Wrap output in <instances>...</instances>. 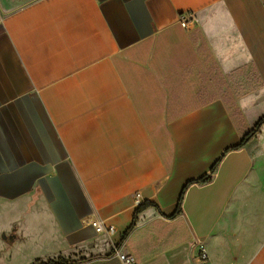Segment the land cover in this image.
<instances>
[{"label": "crops", "instance_id": "0c3cea01", "mask_svg": "<svg viewBox=\"0 0 264 264\" xmlns=\"http://www.w3.org/2000/svg\"><path fill=\"white\" fill-rule=\"evenodd\" d=\"M263 103L264 0H0V264H264Z\"/></svg>", "mask_w": 264, "mask_h": 264}, {"label": "built area", "instance_id": "2783aa9c", "mask_svg": "<svg viewBox=\"0 0 264 264\" xmlns=\"http://www.w3.org/2000/svg\"><path fill=\"white\" fill-rule=\"evenodd\" d=\"M192 19H193L192 15H189L185 18H182L181 19L182 26L188 27L189 23L191 22ZM135 201H136L137 205H142V200H141L140 194H137ZM90 223L98 235H105L111 241L117 233L116 226L110 224L109 222H107L106 220H104L98 216H95L91 220ZM115 245H116L115 254L121 261L124 262V264H136V260H135L134 256L131 255L127 251V249L123 246V243L115 244ZM197 260L202 264L207 263L209 260L208 252H207V250L203 244H201L199 246V252H198Z\"/></svg>", "mask_w": 264, "mask_h": 264}, {"label": "trees", "instance_id": "16d2710c", "mask_svg": "<svg viewBox=\"0 0 264 264\" xmlns=\"http://www.w3.org/2000/svg\"><path fill=\"white\" fill-rule=\"evenodd\" d=\"M263 125H264V118H262L256 124V126L250 132H248L246 134L245 138L243 139V142H242L241 146H244L247 142H249L250 140H252L258 133H260L261 128L263 127ZM235 149H237V148H235ZM213 171H214V169H213ZM209 180H210V177L209 176H206V177L201 178L198 182H200V183H206ZM140 207L141 208H139V210L137 211V213L140 212V210L142 209V207H144V205L142 204Z\"/></svg>", "mask_w": 264, "mask_h": 264}, {"label": "rangeland", "instance_id": "374dc122", "mask_svg": "<svg viewBox=\"0 0 264 264\" xmlns=\"http://www.w3.org/2000/svg\"><path fill=\"white\" fill-rule=\"evenodd\" d=\"M253 116L261 119L264 117V103L256 108L255 112H253ZM107 243L112 244V241L108 239Z\"/></svg>", "mask_w": 264, "mask_h": 264}]
</instances>
